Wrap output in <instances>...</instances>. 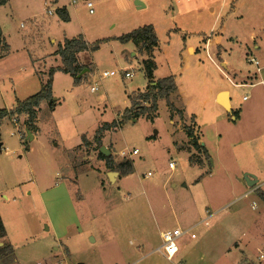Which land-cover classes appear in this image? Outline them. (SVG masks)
<instances>
[{
  "label": "rangeland",
  "instance_id": "374dc122",
  "mask_svg": "<svg viewBox=\"0 0 264 264\" xmlns=\"http://www.w3.org/2000/svg\"><path fill=\"white\" fill-rule=\"evenodd\" d=\"M86 1L88 0H62L70 15V20L64 23L63 29L53 21L56 20L55 17L46 13L38 15L37 10L40 11L41 8L34 10L30 6L25 8L19 4L13 13L8 5L0 8V21L7 36L9 35L13 50L18 47L19 35L30 30L33 21L38 23L27 37L26 48L10 53L0 62L1 108L9 107L11 98L15 96L22 98L39 90V78L34 72L29 73L31 68L28 52L34 57H44L50 51V38L53 35L56 37L64 31L67 37L82 36L88 42L111 37L93 53L87 51L81 54L89 70L79 74L82 77L78 87L79 96L70 93L71 75L59 74L55 77L53 98L60 97L62 102L54 110L50 109L49 104L38 110L41 129L38 138L30 143L29 152L24 149L23 141L13 133L12 120L7 117V121H1L0 196L2 193L9 197L14 195L22 203V206L18 205L20 213L15 214L10 224L11 235H32V239L37 237L33 242L35 244L48 234L44 229L45 225H51L57 231H64L68 225L66 233L71 254H67L64 248L63 253L70 256V264H173L154 249L160 243V231L179 225L175 219L174 206L183 208L189 200L182 183L190 184L201 170L188 166L184 161L185 153H178L173 146L164 102L159 108L158 116L141 114L133 117V112L125 111L131 105L129 97L139 92L130 94L128 98L127 94L141 88L146 77L137 59L129 61L124 58L127 42L121 43L113 38L136 27L154 24L160 39V50L155 53V58L159 63L158 73H163L166 62L172 71H179L181 36L173 34L169 29L174 22L170 19L168 0H90L93 12H89ZM259 1L264 3V0ZM227 11L228 8L222 12V16L228 15ZM202 14L204 18L198 24L186 26L188 32L197 33L202 30L210 33V27L218 28L220 19L218 21L216 16H210L209 13ZM245 14V19L241 21L232 18L224 33L236 36L239 41V51L233 55L237 66L241 70H255L257 66L250 64L244 59L243 53L238 52H242L243 43L249 39L253 27H257L256 32H259L255 18L263 21L264 10L259 9L255 13L245 11ZM47 15L52 21L45 22ZM57 18L62 22L61 17ZM201 59L192 58L186 70L187 87L194 93L198 88H203L201 83L204 75L208 81L223 78V74L208 60ZM198 63H201V67H198ZM258 66L259 69L262 68V63ZM111 70L117 71L118 75L102 76L103 71ZM124 70L132 71L133 75L124 77ZM90 86L98 89L91 91ZM235 88L237 92L232 96L234 106L238 102V96L241 97L249 89ZM54 101L56 103V99ZM139 102L145 104L144 101ZM126 117L131 118L124 120ZM122 118L121 124L119 122L117 126L102 129L105 123L121 121ZM192 119L188 118L187 123H184L185 128L192 129ZM26 126L28 127L27 123ZM21 135L26 141V134L22 132ZM102 145L110 151L114 169L109 168L99 156ZM133 149L137 152L129 154ZM123 151L126 155H122ZM236 153L240 165L251 166L246 149L242 153L237 148ZM199 157L196 153L192 155L195 160ZM125 160H132L133 171L124 177L119 176L118 182L114 183L117 175H120L116 167ZM170 161L174 163L173 169L169 167ZM54 165L60 166L63 173L60 174V169L54 170ZM106 172L115 174L108 176ZM147 172H150L149 176H145ZM259 177V182L264 180V176ZM34 178L37 179L38 186L49 179L55 182L53 200H47V193L44 196L47 203L52 205L49 207L50 220L43 212L42 205L36 201L30 203L28 199L31 196L25 194L26 190L34 191ZM216 180L217 178L209 181L206 186L215 189V184H218ZM73 183H77V186ZM234 200L230 204L227 202L221 213L238 206H243L246 212H252V221L256 220L252 222V243L248 253L252 261H255L254 264H264V259L257 262L258 251L264 242V201L256 192ZM251 200L255 204L252 209L248 205ZM70 203L77 213L75 222ZM77 225L81 226L79 234ZM200 228L203 227L194 229L198 236V240L194 242L197 243L185 249L195 251L194 253L202 251L199 242ZM90 236L94 240H90ZM187 238L186 235L179 237L181 247L185 246L186 243L183 246L182 243ZM207 245L210 246V243ZM33 250L35 248L23 252L20 257L31 262L43 252ZM33 253L36 255L33 256Z\"/></svg>",
  "mask_w": 264,
  "mask_h": 264
},
{
  "label": "crops",
  "instance_id": "0c3cea01",
  "mask_svg": "<svg viewBox=\"0 0 264 264\" xmlns=\"http://www.w3.org/2000/svg\"><path fill=\"white\" fill-rule=\"evenodd\" d=\"M168 1L171 10L170 19L174 22L173 27L169 29L173 34H180L181 36L179 71H172L170 65L166 62V68L163 73H158L159 63L155 58V53L160 50V39L157 34V46L151 50L140 48L131 41L125 43L126 47L124 50H126L127 53L124 54V58L129 61L132 58L137 59L141 63L142 69L143 60L150 58L154 63L152 71L154 80L166 76H173L176 88L174 91L170 92L168 99L173 104L174 109H170L165 98H160L157 101L156 115L158 116L159 108L164 102L168 121L170 123L168 132L173 137L171 138L173 146L177 149L178 153H185L184 161L188 166L191 168L196 167L201 170L199 176L193 179L190 184L182 183L183 191H185L189 197L187 205L180 209L174 206L177 224L183 229L190 228L189 231L194 232L195 238H191L188 234H183L188 237L184 240L186 242L182 243V246L186 243L185 246L181 247L178 243V252L175 254L174 258L169 261L174 262L173 264H254L255 261H252V257L249 255L250 253H248L252 243V222L256 220L254 219L252 221V212H246L243 206H238L234 210H225L222 213L221 211L224 209L227 202H229L228 204L234 202V198L236 197L239 199L241 196H246L252 192L258 193L257 190L264 191V180L259 182V176H264V41H262V37H264V20L260 21L255 18V23L259 25V32H256L257 27H253L248 37L249 39L247 42L243 43L242 52H238L240 54L243 53L246 61L249 55L256 57L259 63H262V68L259 69L260 71H258L257 68L255 70H241L237 66L233 55L239 51V41L236 36L226 35L224 30L232 18H236L239 21L244 20L246 17L245 11L255 13L259 9L264 10V3L262 4L260 1L258 2V0H252L251 3V0ZM19 4L25 8L30 6L31 9L34 10L41 8L40 11L37 10V14L43 16L46 13L53 16V18L55 17L56 20L53 21L61 25L62 29L64 23L70 20L68 9L66 5L62 3V0H7L5 4L0 5V8L8 5L10 11L13 13V11L17 9V6L19 7ZM61 8L65 9L69 16L68 21L62 19L63 23L57 18L60 17L57 10ZM226 8H228L226 12L228 15L222 16V12ZM202 13H209L210 16H216L218 21L220 19L221 22L218 28L212 29V27H210V33H206L202 30H199L197 33L188 32L186 26L188 24H198V21L204 18ZM46 17L45 19H47V21L45 22L52 21L48 15ZM152 25L155 28V25ZM37 26L38 23L33 21L30 30L24 31L19 35L18 47L13 50L12 43L8 37L9 35L7 36L4 25L0 21L4 42L7 44V49L3 50V48L0 47V62L5 60L10 53L18 52L20 49L24 50L27 45V37ZM54 36L55 35L50 38V51L44 57H34L28 52L30 60L29 68H31L29 73L34 72L37 78H39V89L41 87V82L46 79L44 76L47 77L48 70L51 67H58L62 64L60 56L54 54L57 45L61 43L64 38H71L67 37L64 31L61 35ZM85 52L87 51L78 54V60L80 63L87 65V62L81 58V54ZM195 57H201V61L204 59L208 60L216 70L223 74V78L220 80L209 79L210 81H208L207 76L204 75L201 83L203 88H198L194 93L188 89L185 79L188 77L186 70L189 66V62ZM198 67H201V63H198ZM88 70V68L84 69L85 72ZM185 71L186 74H184ZM59 74L69 75L59 70L53 73V96L55 95V77ZM183 75L186 77H183ZM147 82L148 80L146 78L143 86L136 90H132L127 94V98L130 94L143 91L146 88ZM79 84H74L72 77L70 81V93H75L76 96H79ZM91 87L92 86H90V90ZM235 87H248L249 89H247V93L241 95V97L238 96V102L234 106L232 96L237 92ZM221 91L227 92L225 100L228 104V108L219 100ZM243 96H246V98L243 99ZM26 97L21 98L15 96L13 99L11 98L12 103L6 108H14L17 99L22 100ZM54 99H56V103L54 107H50L52 110L55 109L57 104H61L62 102L60 97H55ZM44 102L45 101L40 104L39 109L41 107H47L49 104V102ZM188 118H193L191 120L194 121V126L192 127L193 135L198 144L206 149L209 155L208 158H205L202 152H198V150L190 146L191 138L187 135L184 126ZM26 119V114H18V123H12L14 124L13 133L17 134L23 143L26 142L27 149H24L29 152L30 143L38 138L41 126L38 116L36 115L34 124L37 130L32 132L26 126ZM2 120L7 121V118H3ZM1 126L2 124H0V129ZM22 132L26 134V141L22 139ZM237 148L241 150L242 153H244L245 149L247 150V156L251 159L250 167H243L239 164V157L236 153ZM191 153L199 155L201 162H190L189 156ZM122 155H126V153L123 151ZM56 166L54 165V170L60 169V174L63 173V169L60 168V166ZM57 173L56 171V174ZM106 174L109 176L110 172H106ZM243 174H248L249 178L253 176L256 179L255 184L248 185L244 177H242ZM125 175L128 174L117 175L114 183L118 182L117 179L119 176L124 177ZM215 178H217L216 181L218 184H215V189H209L206 185ZM32 182L34 183V191H25V194L31 196L28 201L30 203L36 201L42 205L43 212L49 217V207L51 208L52 205H50V203L48 204L47 200L52 201L55 196L53 193L55 182L49 179L41 186H38L37 179L35 178L34 180L32 179ZM73 185L77 186V183H73ZM172 185L175 184L173 183ZM48 192H50V194H48ZM46 193L47 200L44 197ZM18 199L17 196L13 195L9 197L6 193H2L0 196V219L5 229V235L0 241V245L6 243L10 244L12 247L11 253L0 255V264H35L40 260H49L54 254L63 252V248L66 250L67 254L70 255L71 247L69 246L70 243L66 233L68 225L64 228L65 232L57 231L55 227L52 228L51 225H45L44 229L48 234L44 235V237L35 244L33 242H35L37 237L32 239L34 237L32 235L26 237H24V235H11L10 224L13 222L15 214L20 213L18 205L22 206V203L19 202ZM76 200L79 201L81 199ZM248 205L250 209L255 207V204H252V200ZM262 205H264L263 202ZM71 208L74 213V215L72 213V217H75L73 221L75 222L78 217L73 204H71ZM22 214H24V212ZM213 218L214 221H211ZM179 225L177 227H180ZM198 226L203 227L200 228L199 231V242L201 243L202 251L200 253H194L195 251L185 248L197 243L194 242L198 240V236L194 229ZM76 229L79 234L78 231L81 230V226L77 225ZM162 231H160V235ZM90 240H94V237L90 236ZM52 242L54 244H52ZM208 243H210V246L207 245ZM263 244L264 242L262 246ZM211 246H215L216 248ZM34 248V252H43L39 256L32 257L33 260L31 262H27L24 258L20 257L23 252ZM34 255L36 254L33 253V256ZM69 255L68 257H70ZM263 259L264 257L261 261Z\"/></svg>",
  "mask_w": 264,
  "mask_h": 264
},
{
  "label": "trees",
  "instance_id": "16d2710c",
  "mask_svg": "<svg viewBox=\"0 0 264 264\" xmlns=\"http://www.w3.org/2000/svg\"><path fill=\"white\" fill-rule=\"evenodd\" d=\"M7 2V0H0V5H3ZM59 16L64 20L68 21L69 16L67 11L63 8L57 10ZM111 37L96 39L93 42H88L83 39L82 36L71 37V38H64V40L57 45V49L54 51V54L59 55L61 59V66L58 67H51L47 72V77L44 81L41 82L40 89L34 93L29 95L28 97L19 100H16V105L12 109L7 108H0V124L3 118L12 119L13 116H17L18 114H26L27 119L26 123L28 124V128L30 131L34 132L37 130V127L34 124L36 119V115L40 104L43 101H48L50 107H54L55 101L52 95V77L53 73L57 70L68 73L73 77L74 84H79L82 77L79 74L86 68L85 64H82L78 60V54L84 51L93 52L99 49L100 44L110 40ZM113 39L118 40L121 43H125L128 41L133 42L136 46L140 48H144L145 50H151L157 46L158 38L154 31V27L152 24H146L143 26L136 27L126 33H123L119 36H115ZM0 47L7 49V44L4 42V37L2 35V30L0 27ZM143 69L145 77L147 78L148 82L146 88L143 91H139L138 94L135 96H130V103L131 105L129 108H126L125 111L127 113L133 112V117H138L141 114H148L149 117L155 116L157 111V101L160 98H165L167 101L168 106L171 110L174 109L173 104L169 101L168 97L170 92L174 91L176 88L173 76H166L160 78L158 80H154L152 71L154 67V63L150 58L143 60ZM139 101H144L145 104L140 103ZM138 108H137V107ZM136 107V108H135ZM131 117H126L125 119H129ZM123 121H112L110 123H105L102 129H107L112 126L119 125V122ZM187 135L191 138L190 146L198 150V152H202L205 158H208L209 155L206 149L200 146L193 135L191 128H186ZM24 148L27 149L26 142L23 143ZM193 153L189 156L190 162L200 163L201 159L192 158ZM99 156H101L104 160L106 165L114 169L112 157L110 154L104 155L99 152ZM116 170L120 174H129L133 171V164L131 160H125L120 162ZM258 195L264 201V191L257 190ZM5 235V229L0 219V239H2ZM12 252V247L10 244L3 243L0 245V255H6Z\"/></svg>",
  "mask_w": 264,
  "mask_h": 264
},
{
  "label": "built area",
  "instance_id": "2783aa9c",
  "mask_svg": "<svg viewBox=\"0 0 264 264\" xmlns=\"http://www.w3.org/2000/svg\"><path fill=\"white\" fill-rule=\"evenodd\" d=\"M72 2H75L76 0H71ZM86 6L88 7L89 12H93V3L88 0L86 1ZM247 61L250 64H254L257 66V70H259V61L256 57L253 55H249L247 57ZM132 71L130 70H124L123 76L128 78L132 76ZM118 75L117 71L111 70L109 72L103 71L102 76H115ZM251 85V84H250ZM98 88L96 86H92L91 90L96 91ZM246 96H243V99H245ZM12 122L17 124L18 123V117L13 116ZM137 150L133 149L131 153H136ZM174 163L172 161L169 162V167L173 168ZM150 172H147L145 176H149ZM209 216V215H208ZM207 217V216H206ZM205 217V218H206ZM190 228H181V227H175L172 229H166L161 232L160 235V243L159 245L154 249V251L159 252L162 256H164L167 260H172L175 256V254L178 252V239L183 234H188L191 238H195L194 232L189 231ZM264 257V244L258 251V262H261V259ZM67 255H65L63 252L56 253L50 258L49 260H40L37 261L35 264H70L68 261Z\"/></svg>",
  "mask_w": 264,
  "mask_h": 264
},
{
  "label": "water",
  "instance_id": "95a60500",
  "mask_svg": "<svg viewBox=\"0 0 264 264\" xmlns=\"http://www.w3.org/2000/svg\"><path fill=\"white\" fill-rule=\"evenodd\" d=\"M138 2H140V1H138ZM83 72H84V70L81 73H83ZM226 94H227L226 91H221L219 100L226 108H228V104L226 103V100H225ZM0 145H1V142H0ZM100 152L104 155H108L110 153V151L104 145H102L100 147ZM114 174H115V172H110L109 176H113ZM244 180L248 185H253L256 182V179L253 176H251V178H249V176L247 174L244 175Z\"/></svg>",
  "mask_w": 264,
  "mask_h": 264
}]
</instances>
